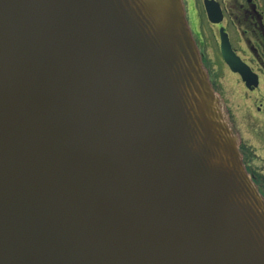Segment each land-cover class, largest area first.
<instances>
[{"label":"water","instance_id":"water-1","mask_svg":"<svg viewBox=\"0 0 264 264\" xmlns=\"http://www.w3.org/2000/svg\"><path fill=\"white\" fill-rule=\"evenodd\" d=\"M238 143L182 0H0V264H264Z\"/></svg>","mask_w":264,"mask_h":264},{"label":"flooded vegetation","instance_id":"flooded-vegetation-1","mask_svg":"<svg viewBox=\"0 0 264 264\" xmlns=\"http://www.w3.org/2000/svg\"><path fill=\"white\" fill-rule=\"evenodd\" d=\"M189 2L204 68L264 195V0Z\"/></svg>","mask_w":264,"mask_h":264},{"label":"rangeland","instance_id":"rangeland-1","mask_svg":"<svg viewBox=\"0 0 264 264\" xmlns=\"http://www.w3.org/2000/svg\"><path fill=\"white\" fill-rule=\"evenodd\" d=\"M184 3H185V7H186V11H187V18H188V21H189V24H190V27L191 29L194 28L196 26V21H194V19H192L191 17V13H190V2L189 0H184ZM202 23V22H201ZM200 31L202 32V28L200 29ZM255 167H261V166H255ZM264 167V166H263Z\"/></svg>","mask_w":264,"mask_h":264}]
</instances>
